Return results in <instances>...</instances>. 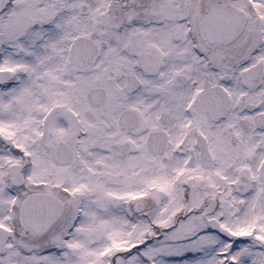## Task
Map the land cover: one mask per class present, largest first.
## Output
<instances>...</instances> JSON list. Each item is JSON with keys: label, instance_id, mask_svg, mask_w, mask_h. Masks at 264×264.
Here are the masks:
<instances>
[{"label": "snow or ice", "instance_id": "6c2138e0", "mask_svg": "<svg viewBox=\"0 0 264 264\" xmlns=\"http://www.w3.org/2000/svg\"><path fill=\"white\" fill-rule=\"evenodd\" d=\"M0 264H264V0H0Z\"/></svg>", "mask_w": 264, "mask_h": 264}]
</instances>
